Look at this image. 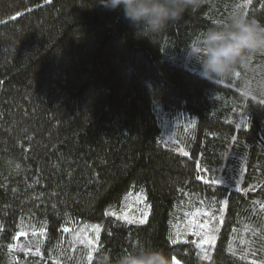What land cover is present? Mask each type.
<instances>
[{
	"label": "trees",
	"instance_id": "1",
	"mask_svg": "<svg viewBox=\"0 0 264 264\" xmlns=\"http://www.w3.org/2000/svg\"><path fill=\"white\" fill-rule=\"evenodd\" d=\"M234 10L264 25V0L152 35L97 0H0V264H264V53L210 81L189 49Z\"/></svg>",
	"mask_w": 264,
	"mask_h": 264
},
{
	"label": "clouds",
	"instance_id": "2",
	"mask_svg": "<svg viewBox=\"0 0 264 264\" xmlns=\"http://www.w3.org/2000/svg\"><path fill=\"white\" fill-rule=\"evenodd\" d=\"M104 9H121L138 35L163 32L170 22L186 12L198 10L202 0H97ZM190 53L200 65L199 75L210 81L230 78L238 68L248 67L257 54L264 53V25L234 10L225 21L210 26L191 43ZM264 97V86L249 90L245 95ZM116 264H173L163 251L141 247L121 254Z\"/></svg>",
	"mask_w": 264,
	"mask_h": 264
},
{
	"label": "snow or ice",
	"instance_id": "3",
	"mask_svg": "<svg viewBox=\"0 0 264 264\" xmlns=\"http://www.w3.org/2000/svg\"><path fill=\"white\" fill-rule=\"evenodd\" d=\"M197 226H200L199 224Z\"/></svg>",
	"mask_w": 264,
	"mask_h": 264
}]
</instances>
